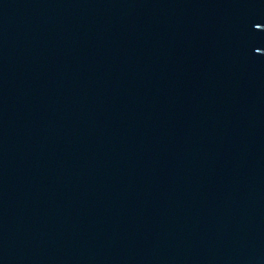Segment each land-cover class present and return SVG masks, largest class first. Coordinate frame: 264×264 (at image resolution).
Masks as SVG:
<instances>
[{"label":"water","instance_id":"water-1","mask_svg":"<svg viewBox=\"0 0 264 264\" xmlns=\"http://www.w3.org/2000/svg\"><path fill=\"white\" fill-rule=\"evenodd\" d=\"M0 264H264V0H0Z\"/></svg>","mask_w":264,"mask_h":264}]
</instances>
